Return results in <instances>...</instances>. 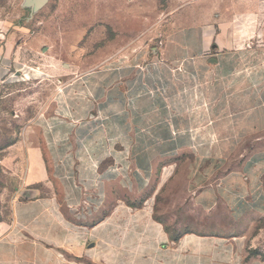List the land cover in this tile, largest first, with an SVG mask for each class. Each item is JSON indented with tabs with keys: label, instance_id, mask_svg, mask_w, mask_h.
Here are the masks:
<instances>
[{
	"label": "crops",
	"instance_id": "0c3cea01",
	"mask_svg": "<svg viewBox=\"0 0 264 264\" xmlns=\"http://www.w3.org/2000/svg\"><path fill=\"white\" fill-rule=\"evenodd\" d=\"M199 3L163 60L78 73L0 146V264H191L143 196L156 167L204 212L264 214V0Z\"/></svg>",
	"mask_w": 264,
	"mask_h": 264
},
{
	"label": "rangeland",
	"instance_id": "374dc122",
	"mask_svg": "<svg viewBox=\"0 0 264 264\" xmlns=\"http://www.w3.org/2000/svg\"><path fill=\"white\" fill-rule=\"evenodd\" d=\"M200 1L0 0V146L51 109L58 87L78 73L109 60H163L161 47L180 25L174 16ZM156 170L143 196L155 202L167 247L193 233L191 264H264V214L235 220L223 205L204 212L182 178L163 182Z\"/></svg>",
	"mask_w": 264,
	"mask_h": 264
},
{
	"label": "water",
	"instance_id": "95a60500",
	"mask_svg": "<svg viewBox=\"0 0 264 264\" xmlns=\"http://www.w3.org/2000/svg\"><path fill=\"white\" fill-rule=\"evenodd\" d=\"M38 5L44 3L46 0H35Z\"/></svg>",
	"mask_w": 264,
	"mask_h": 264
},
{
	"label": "trees",
	"instance_id": "16d2710c",
	"mask_svg": "<svg viewBox=\"0 0 264 264\" xmlns=\"http://www.w3.org/2000/svg\"><path fill=\"white\" fill-rule=\"evenodd\" d=\"M179 237H180V236H178L176 239H174V241H177Z\"/></svg>",
	"mask_w": 264,
	"mask_h": 264
}]
</instances>
